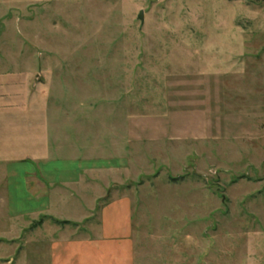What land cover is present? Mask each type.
Returning a JSON list of instances; mask_svg holds the SVG:
<instances>
[{
  "label": "rangeland",
  "instance_id": "1",
  "mask_svg": "<svg viewBox=\"0 0 264 264\" xmlns=\"http://www.w3.org/2000/svg\"><path fill=\"white\" fill-rule=\"evenodd\" d=\"M118 203L133 264H264V0H0V264Z\"/></svg>",
  "mask_w": 264,
  "mask_h": 264
},
{
  "label": "crops",
  "instance_id": "2",
  "mask_svg": "<svg viewBox=\"0 0 264 264\" xmlns=\"http://www.w3.org/2000/svg\"><path fill=\"white\" fill-rule=\"evenodd\" d=\"M127 209L128 206L122 203L110 206L109 212L115 213V215H105L104 225L101 227L103 237L99 239V242H97L98 240L95 242L83 240L69 245L62 240L49 248V264H68L71 257L79 259V264H102V261L104 264V259L112 261L114 255L118 257L114 264H133V243L128 240L131 237V220L126 214ZM21 256L18 254L15 257L19 264H21Z\"/></svg>",
  "mask_w": 264,
  "mask_h": 264
},
{
  "label": "water",
  "instance_id": "3",
  "mask_svg": "<svg viewBox=\"0 0 264 264\" xmlns=\"http://www.w3.org/2000/svg\"><path fill=\"white\" fill-rule=\"evenodd\" d=\"M138 18L142 21V23L144 22L143 13H141L140 16H139Z\"/></svg>",
  "mask_w": 264,
  "mask_h": 264
}]
</instances>
